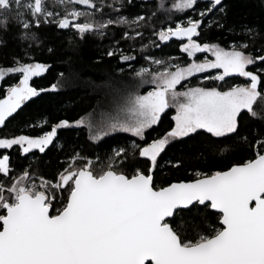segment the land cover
I'll return each instance as SVG.
<instances>
[{"label": "snow or ice", "instance_id": "6c2138e0", "mask_svg": "<svg viewBox=\"0 0 264 264\" xmlns=\"http://www.w3.org/2000/svg\"><path fill=\"white\" fill-rule=\"evenodd\" d=\"M60 2L63 4L64 0ZM69 3L97 8L93 0ZM196 3L197 0H176L171 7L183 12L193 9ZM220 4L221 0H210L207 10L199 13L200 19L189 18L153 31L160 42L174 37L186 40L180 47L193 58L191 62L181 64L174 62L175 58L149 56L147 66L132 69L134 82L117 90L103 110H94L75 122L87 126L93 140L116 131L144 139L162 114L175 108L174 127L142 147L133 145L149 167L133 166L131 172L126 171L125 148L116 149L103 162L74 152L54 180L41 176L37 182L25 170L13 177L7 188L0 183V264H264V141L256 142L253 158L227 170L197 172L191 181L167 186L154 183L158 157L170 144L199 130L214 137L235 134L241 113L246 110L256 117L254 105L258 100L264 102L261 75L247 70L257 59L264 61V56L249 54L247 44H234L229 50L196 39L204 17ZM22 7L25 6L21 0H0V24L6 27L13 11L18 17L22 15ZM26 9L27 15L34 18L20 20L26 32L42 22L55 20L59 28H73L81 38L94 32L103 35L113 24L139 28L147 21L145 16L131 21L127 17L97 21L94 11L90 14L80 10L61 15L49 10L47 0H31ZM142 35L140 31H135V36L124 33L125 38L131 39ZM204 52L211 53L213 59L199 60L196 54ZM107 55H117V50H110ZM119 58L124 62L136 59L122 51ZM48 67L17 61L14 66L0 67V81L10 73L22 75L18 84L8 87L6 98L0 99V126L25 101L45 91H38L30 81ZM210 69L221 71L206 76L209 81H225L238 74L250 82L226 89L184 85L195 74ZM144 85L151 88L142 93L140 88ZM178 86L183 90H178ZM51 87L56 89L57 85ZM68 125V120H62L42 135L0 138V148L18 146L25 155L34 149L44 153L53 144L57 129ZM9 161L8 155H2L0 174L11 172ZM196 205L218 210L220 226L189 238L186 226L177 223L175 215Z\"/></svg>", "mask_w": 264, "mask_h": 264}, {"label": "trees", "instance_id": "16d2710c", "mask_svg": "<svg viewBox=\"0 0 264 264\" xmlns=\"http://www.w3.org/2000/svg\"><path fill=\"white\" fill-rule=\"evenodd\" d=\"M175 1L93 0L97 4L93 10L90 6L73 5L69 0H64L63 4L60 0H47L49 10L61 15L65 11L80 10L90 14L94 11V19L97 21L116 20L118 17H127L129 21L137 16L147 18L143 27L133 25L130 28L128 25L113 24L104 30L103 35L94 32L81 38L73 28H59L55 20L42 22L39 27L33 26L26 32L20 20L34 18L27 15L26 5L31 0H21L25 6L20 9L22 15L18 17L16 11H13L9 13L7 26L0 24V67L14 66V61L42 63L49 67L30 81L32 87L45 91L25 101L16 113L8 117L5 124L0 126V138L19 135L35 137L50 131L52 126L62 120L70 123L97 111L109 95V83L115 81L118 86L122 79H132V69L147 66L149 56L158 59L175 58L174 62L181 64L190 62L191 58L180 47L184 40L174 37L170 41L160 42L153 31L168 24L186 22L189 18L200 19L199 13L207 10L210 0H197L193 9L183 12L171 7ZM2 20L3 17H0ZM135 31L143 35L134 39L124 37L125 32L135 36ZM199 33L196 39L201 43H216L226 49H231L234 44H247L246 51L249 54L254 57L264 56V0H221V4L204 17ZM114 49L117 55L108 56L107 52ZM120 51L136 59L124 62L119 58ZM197 57L201 58L203 54ZM247 70L261 75V88L264 89V61L257 59ZM209 75L208 72L198 74L183 83L186 87L222 86L226 89L250 82L247 77L238 74L226 77L225 81L213 82L205 79ZM20 79L18 73L5 76L0 82V99H4L8 87L15 86ZM53 84L57 85L56 89H52ZM254 110L258 113L256 117H252L246 110L241 113L235 134L214 137L199 130L190 137L170 144L158 157L157 168L153 172L155 185L167 186L172 182L191 181L196 178L197 172L223 171L253 158L256 142L264 141V102L258 100ZM174 113V108L167 109L160 122L146 131L144 139L120 131L93 140L87 126L68 125L57 129L53 144L44 153L34 149L25 155L18 146L0 148V158L8 155L11 168L8 175L0 174V183L7 188L12 178L19 177L25 170L35 176L37 182L41 176L54 180L67 166L74 152L93 160L99 158L103 162L116 149L125 148L128 150V162L124 165L126 171L131 172L133 166L147 168L149 162L139 157L138 149L133 145L142 147L152 139L163 136L174 127ZM177 163L178 167L175 166ZM0 214H3V210H0ZM175 220L186 226L189 238L197 232L206 234L212 227L220 226L218 212L200 205L178 211Z\"/></svg>", "mask_w": 264, "mask_h": 264}, {"label": "rangeland", "instance_id": "374dc122", "mask_svg": "<svg viewBox=\"0 0 264 264\" xmlns=\"http://www.w3.org/2000/svg\"><path fill=\"white\" fill-rule=\"evenodd\" d=\"M176 2V1H175ZM174 2V3H175ZM187 41L185 40L184 41V43H186ZM214 44H216V43H214ZM226 49V48H225ZM230 50V49H229ZM199 54H203V57H201V58H198L199 60H204V59H213V57H212V55H211V53H208V52H204V53H197L196 54V56H198ZM191 58V60L193 59L192 57H190ZM191 62V61H190ZM34 64V63H33ZM218 71H221V70H214V69H210V70H208V73L211 75V76H215V75H217V73H218ZM10 74H13V73H10ZM18 74H20V73H18ZM198 74H202V73H197V74H195V75H198ZM8 75V74H7ZM6 75V76H7ZM21 75V74H20ZM233 75H235V74H233ZM21 79H22V75H21ZM1 82V81H0ZM134 81L131 79V78H128V79H122L120 82H119V84H118V86H116L117 85V83L115 82V81H111L110 83H109V85H108V87L107 88H109L108 89V93H109V95L103 100V102L101 103V105H100V107H99V109L97 110V111H101V110H103L104 108H105V106L106 105H108L109 104V102L112 100V98H113V96L115 95V93L117 92V90H123L124 88H125V86L126 85H129V84H132ZM150 88H151V86L150 85H144L142 88H140V91L143 93L144 91H146V90H150ZM178 90H183L182 88H180L179 86H178ZM6 98V97H5ZM174 110H175V108H174ZM93 113V112H92ZM175 114H176V110H175V113H174V115H173V118H174V116H175ZM89 115V114H88ZM85 116H87V115H85ZM84 117V116H83ZM80 119V118H79ZM77 120H75V121H72V122H70L69 123V125L70 126H83V125H77L75 122H76ZM116 132H120V131H116ZM111 133H114V132H109L108 134H111ZM129 133V132H128ZM107 134V135H108ZM132 134V133H131ZM90 136H91V134H90ZM104 137V136H103ZM13 138V137H12ZM6 195V194H5Z\"/></svg>", "mask_w": 264, "mask_h": 264}, {"label": "water", "instance_id": "95a60500", "mask_svg": "<svg viewBox=\"0 0 264 264\" xmlns=\"http://www.w3.org/2000/svg\"><path fill=\"white\" fill-rule=\"evenodd\" d=\"M184 41H185V40H184ZM226 170H227V169H226ZM223 171H224V170H223ZM183 181H184V180H183ZM178 182H179V181H178ZM190 207H191V206H190ZM190 207H189V208H190ZM212 210H213V209H212ZM214 211L218 212V210H214Z\"/></svg>", "mask_w": 264, "mask_h": 264}]
</instances>
